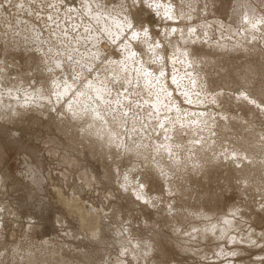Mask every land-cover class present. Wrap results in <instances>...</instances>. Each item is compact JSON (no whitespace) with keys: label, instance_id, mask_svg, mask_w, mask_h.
<instances>
[{"label":"rangeland","instance_id":"374dc122","mask_svg":"<svg viewBox=\"0 0 264 264\" xmlns=\"http://www.w3.org/2000/svg\"><path fill=\"white\" fill-rule=\"evenodd\" d=\"M85 1L88 6L84 0H0V76L4 74V79L0 77V100L4 102L7 99V103L14 98L20 99L18 101L26 106V109L24 106L20 108L25 110V114L21 111L23 113L17 115L21 118L15 116L17 121L13 118L15 123L10 117V122L6 121L8 116L3 120L0 112V235L8 244L16 246L12 254L20 249L19 252L33 256L34 262H37L34 264H264V198L259 195L257 198L256 191H247L252 196L244 194V187L239 186V181L237 184L233 181L234 184L229 186L226 177L220 178L227 169H217L220 177L216 176L215 181L224 180L221 183L228 186H220L225 189L220 187L216 190L213 187L217 183L212 186V182L211 186H204L207 188L203 191L199 190L204 194L212 190L211 195L216 198L212 205H215L212 209L213 213L216 212L214 217H200L196 212L205 214L202 211L210 209L209 204L213 200L206 195L209 199L206 201L204 198L206 203L202 201V204L195 205L189 201L183 189L192 193L196 185L193 187V182L188 184L183 181L184 176H190L187 171L184 170L183 174L176 170L160 174L174 185H171L173 189L180 185L183 188L177 192L176 189L169 191L166 184L156 177V172L147 168L144 159L124 156L121 150L115 151V154L112 152L109 155L112 159L104 154L97 155L84 136L85 124L70 116L64 115L65 119H62L64 105L80 97L83 98L82 103L89 104L92 109L94 107L103 114L114 113L115 117L121 118L119 121L129 128V132L126 130L128 134L134 133L131 131L132 124L155 127L161 122L167 127L169 125L168 130L174 131L179 127L177 123L180 125L184 120V123L193 124L196 121L194 115L196 117L198 111L205 109L214 117L210 115L214 120L210 132L201 130V135L206 138L212 135L213 138L222 137L219 130L224 114L241 119L244 125L254 127L264 136V0ZM103 20L106 23L102 24ZM190 32L196 35L195 39L188 38L183 43L181 38L185 39ZM129 47L131 52H135L129 53ZM149 47L152 50L155 47V51L151 52ZM173 47L182 51L177 52ZM186 50L188 58L184 56ZM164 58L171 60L167 63ZM190 58L195 59V63ZM112 63L122 64L119 69L124 68L123 71L128 73L129 70L137 72V76L129 83L123 81L125 76L115 75L112 78L114 76L107 74V68ZM34 69L39 72H36L37 76ZM171 75L175 77V85L168 84ZM22 77L26 79L23 83ZM142 81L146 82L145 90ZM45 84L51 86L46 93L56 100H45L41 105L34 101L33 93ZM13 87L17 89L14 90V97ZM102 87L106 93L105 103L98 101L94 91L97 88L103 90ZM62 89L70 91L65 100L57 92ZM167 92L170 96L166 103L155 107L160 95ZM8 96L13 97L12 100H8ZM176 110L183 119L175 115ZM221 141L222 146L229 140L223 137ZM226 145V150L231 149ZM175 147L174 157L189 161V165L194 163V158L187 153L188 148L181 145ZM125 172H129L127 178L131 179L128 180L129 189L127 185L125 187L128 181L125 183L122 180ZM140 187L144 198L137 193L136 188ZM241 192L242 198L247 196L246 202L241 199ZM253 194L256 198L248 200ZM161 200L165 208L160 206L161 203L159 205ZM66 203L76 205L75 210H69ZM201 205L203 208L199 207ZM82 211H89L91 217L94 215L101 231L98 236H92L90 227L88 229L80 221L79 213ZM170 214L171 218L175 217L169 220ZM222 217L232 219L237 225L225 235L226 238L217 239V236L206 233L207 239H203L194 234L197 228L202 232L215 222L223 227ZM242 235H249V242ZM145 243L151 244L147 246L154 251L141 256L139 249ZM0 248L3 252L0 253V264H33V261L28 263L19 257L14 260L9 258L11 263L5 258L10 257V251Z\"/></svg>","mask_w":264,"mask_h":264},{"label":"bare ground","instance_id":"6f19581e","mask_svg":"<svg viewBox=\"0 0 264 264\" xmlns=\"http://www.w3.org/2000/svg\"><path fill=\"white\" fill-rule=\"evenodd\" d=\"M89 1V0H88ZM135 1V0H134ZM162 1V0H161ZM160 1V2H161ZM179 1V0H178ZM84 2H85V5L88 3L87 1H85L84 0ZM93 2V1H92ZM129 2H130V0H129ZM168 2V1H167ZM166 2V3H167ZM132 3V2H131ZM134 3V2H133ZM169 4V3H168ZM84 5V6H85ZM89 4H87V6H88ZM145 5V4H144ZM150 5V4H149ZM155 5V4H154ZM159 5V4H158ZM162 5V4H161ZM92 6V5H91ZM148 6V5H147ZM146 6V7H147ZM157 6V5H156ZM170 6V5H169ZM171 6H172V4H171ZM97 7V6H96ZM99 7V6H98ZM108 7V6H107ZM173 7H174V5H173ZM175 8V7H174ZM178 8V7H177ZM176 8V9H177ZM180 8V7H179ZM92 9V8H91ZM98 9V8H97ZM80 10V9H79ZM89 10V9H88ZM93 10V9H92ZM99 10V9H98ZM158 10V9H157ZM169 10H170V8H169ZM171 10H173V8L171 9ZM175 10V9H174ZM101 12H102V10H100ZM176 11V10H175ZM86 12H87V10H86ZM132 12V11H131ZM160 12V11H159ZM170 12V11H169ZM168 12V13H169ZM90 13V12H89ZM96 13V12H95ZM94 13V14H95ZM97 13H98V11H97ZM100 13V12H99ZM98 13V14H99ZM163 13V12H162ZM172 13V12H171ZM170 13V14H171ZM176 13H177V11H176ZM97 14V16L98 17H100L99 15ZM153 14H155V13H153ZM167 14V13H166ZM173 14V13H172ZM178 14V13H177ZM176 14V15H177ZM183 14V13H182ZM110 15V14H109ZM174 15L175 14H173V15H171V16H173L174 17ZM245 16H246V14H244ZM86 16V15H85ZM88 16H89V14H88ZM105 16V15H104ZM156 16V15H155ZM157 16H158V14H157ZM156 16V17H157ZM165 16H167V15H165ZM244 16V17H245ZM92 17V16H91ZM98 17L97 18H93V19H98ZM161 17V16H160ZM168 17V16H167ZM101 18V17H100ZM103 18V17H102ZM112 18V17H111ZM249 18H251V17H249ZM104 19L106 20V17H104ZM115 19V18H114ZM124 19V18H123ZM101 19H99V21H100ZM111 20V19H110ZM129 20H130V18H129ZM149 20V19H148ZM174 20V19H173ZM114 21V20H113ZM116 21V20H115ZM246 21V20H245ZM93 22V21H92ZM96 22H98V21H96ZM101 22V21H100ZM147 22V21H146ZM189 22V21H188ZM254 22V21H253ZM103 23H106V22H104V20H103V22H102V24ZM115 23V22H114ZM118 23V22H117ZM150 23V22H149ZM92 24V23H91ZM110 24V23H109ZM89 25V24H88ZM105 25V24H104ZM117 24H113V26H116ZM120 25V24H119ZM128 25V24H127ZM131 25V24H130ZM133 25V24H132ZM131 25V26H132ZM138 25V24H137ZM252 25V24H251ZM111 26V25H110ZM112 26V27H113ZM118 26V25H117ZM149 26V25H148ZM152 26V25H151ZM91 26H89V28H90ZM102 27V26H101ZM124 27V26H123ZM146 27V26H145ZM195 27V26H194ZM251 27V26H250ZM253 27H254V25H253ZM105 28V27H104ZM117 28V27H116ZM132 28V27H131ZM136 28V27H135ZM164 28V27H163ZM110 29V28H109ZM128 29V28H127ZM126 29V30H127ZM146 29H148V28H146ZM149 29H150V27H149ZM170 29H172V28H170ZM180 29V28H179ZM193 29V28H192ZM129 30H131V29H129ZM173 30V29H172ZM171 30V31H172ZM175 30V29H174ZM107 31V30H106ZM169 31V30H168ZM191 31V30H190ZM206 31V30H205ZM113 33V32H112ZM119 33V32H118ZM124 33V32H123ZM180 33V32H179ZM207 33V32H206ZM33 34V33H32ZM116 34V33H115ZM121 34V33H120ZM133 34H135L134 32H133ZM148 34V33H147ZM118 35V34H117ZM146 35V34H145ZM31 36V35H30ZM33 36V35H32ZM54 36V35H53ZM153 36V35H152ZM172 36V35H171ZM175 36V35H174ZM183 36V35H182ZM134 37V36H133ZM143 37V36H142ZM147 37V36H146ZM145 37V38H146ZM195 37H196V35L194 36L193 35V32H190L189 33V35H188V37H187V35H186V37H185V39L182 37L181 39H182V42L183 43H185V40L186 39H188V38H191V40L193 39H195ZM55 38V37H54ZM136 38V37H135ZM138 38V37H137ZM150 38V37H149ZM162 38V37H161ZM180 38V37H179ZM31 39V38H30ZM127 39V38H126ZM141 39V38H140ZM159 39V38H158ZM184 39V40H183ZM39 40V39H38ZM152 40H153V38H152ZM151 40V41H152ZM175 40V39H174ZM174 40H172V43H173V41ZM178 40V39H177ZM131 41V40H130ZM134 41V40H133ZM146 41V40H145ZM171 40H169L168 41V43L170 42ZM40 42V41H39ZM140 42V41H139ZM167 42V41H166ZM187 42H189L188 40L186 41V43ZM128 43V42H127ZM129 44H131V43H129ZM140 44V43H139ZM149 44V43H148ZM163 44V43H162ZM170 44V43H169ZM188 44V43H187ZM190 44V43H189ZM210 44V43H209ZM123 45V44H122ZM127 45V44H126ZM133 45V44H132ZM130 46V45H129ZM162 46V45H161ZM172 46H173V44H172ZM171 46V47H172ZM131 47V46H130ZM130 47L129 48H127V50L128 49H130ZM160 47V46H159ZM175 47V46H174ZM173 47V48H174ZM42 48V47H41ZM134 48V47H133ZM146 48H148L147 46H146ZM150 48H152V47H149V49ZM157 48V47H156ZM176 48V47H175ZM174 48V49H175ZM125 49V48H124ZM131 49H132V47H131ZM131 49L129 50V53L131 52ZM154 49H155V47H154ZM153 49V50H154ZM188 49L190 50V48L188 47ZM187 49V50H188ZM151 50V52H154L152 49H150ZM149 50V51H150ZM171 50V49H170ZM176 50V49H175ZM178 50H180L179 48H177V52H178ZM185 50V49H184ZM184 50H183V52H184ZM187 50L185 51V57H187L188 58V53H187ZM188 50V51H189ZM134 50H132V52L131 53H134L133 52ZM182 50H180L179 52H181ZM150 52V53H151ZM129 53H126L127 55H129ZM191 53V52H190ZM159 54H161V53H159ZM134 55V54H133ZM140 55V54H139ZM163 55H164V53H163ZM190 55V54H189ZM113 56V55H112ZM132 56V55H131ZM154 56H156V55H154ZM180 56V55H179ZM98 57V56H97ZM100 57V56H99ZM161 58H162V55H161ZM173 58V57H172ZM175 58V57H174ZM194 58V57H193ZM216 58V57H215ZM82 59V58H81ZM97 59V58H96ZM129 59V58H128ZM157 59V58H156ZM186 59V58H185ZM210 59H212V58H210ZM122 60V59H121ZM163 60V59H162ZM171 60V58H164V61L165 62H167L168 63V61H170ZM190 60L192 61H194L195 59H192V58H190ZM198 60V59H197ZM213 60V59H212ZM109 61V60H108ZM157 61H158V59H157ZM174 61H175V59H174ZM187 61V60H186ZM206 61V60H205ZM214 61V60H213ZM117 62V61H116ZM129 62V61H128ZM130 62H132V61H130ZM197 62V61H196ZM57 63V62H56ZM140 63V62H139ZM144 63V62H143ZM178 63V62H177ZM186 63L187 62H185L184 64L186 65ZM194 63H195V61H194ZM200 63V62H199ZM211 63V62H210ZM111 64V63H110ZM110 64H108V65H110ZM141 64V63H140ZM60 65V64H59ZM119 65H122V64H119ZM119 65L117 64V63H112V65L110 66V68L108 69L107 68V70H108V75H110V76H114V77H112V78H115V75L117 76V75H120V76H125V78L123 77V79H125V80H123V81H126L125 83H129L130 81L132 82L135 78L134 77H136L137 76V72H131L130 70H129V72L130 73H128L127 71V73L126 72H124L123 71V69H119ZM170 65V64H169ZM125 65H123V67H124ZM128 66V65H127ZM104 67V66H103ZM106 67V66H105ZM122 67V66H121ZM130 67V66H129ZM145 67V66H144ZM169 67V66H168ZM201 67V66H200ZM35 68V67H34ZM49 68V67H48ZM127 67H125V69H126ZM188 68V64H187V66H186V69ZM105 69V68H104ZM129 69V68H128ZM137 69V68H136ZM162 69V68H161ZM168 69V68H167ZM37 70V69H36ZM101 70V69H100ZM164 70V69H163ZM33 71H35V69L33 70ZM32 71V72H33ZM39 71V70H38ZM122 71L124 72V73H122ZM135 71H137V70H135ZM165 71V70H164ZM169 71V70H168ZM191 71V70H190ZM189 71V72H190ZM199 71V70H198ZM37 71H35V75L37 74V73H39V72H37ZM138 72H141V71H138ZM135 73V74H134ZM154 73V72H153ZM158 73V72H157ZM200 73V72H199ZM201 73H202V71H201ZM2 74V73H1ZM25 74V73H24ZM33 74V73H32ZM40 74H41V71H40ZM125 74V75H124ZM151 74V73H150ZM159 74H160V72H159ZM166 74V73H165ZM165 74H163V75H165ZM189 74V73H188ZM3 76H4V74H2ZM1 75V76H2ZM34 75V74H33ZM102 75V74H101ZM138 75H139V73H138ZM155 75V74H154ZM157 75V74H156ZM189 75H191V74H189ZM188 75V76H189ZM0 76V77H1ZM3 76H2V78H3ZM32 76V75H31ZM37 76V75H36ZM104 77H106L105 75H103ZM141 76H143V75H141ZM159 76V75H158ZM188 76H187V78H188ZM161 77V76H160ZM159 77V78H160ZM163 77H165V76H163ZM171 77H172V75H171ZM170 77V78H171ZM186 77V76H185ZM190 77H193V76H190ZM103 78V77H102ZM119 78H121V77H119ZM138 78H139V76H138ZM162 78V77H161ZM174 78V79H173ZM176 78H178V77H176ZM195 78V77H194ZM193 78V79H194ZM4 79V78H3ZM109 79V78H108ZM141 79V78H140ZM143 79V78H142ZM146 79V78H145ZM144 79V80H145ZM164 79V78H163ZM162 79V80H163ZM179 79V78H178ZM190 79V78H189ZM192 79V78H191ZM204 79V78H203ZM2 80V79H1ZM16 80V79H15ZM25 80L26 79H24L23 77H22V79H21V83H23V82H25ZM116 80V79H115ZM118 80V79H117ZM161 80V79H160ZM195 80V79H194ZM192 81V82H195V81ZM104 81V80H103ZM146 81H147V79H146ZM167 81V80H166ZM17 82V81H16ZM119 82V81H118ZM147 82H150L151 83V81H147ZM159 82V81H158ZM164 82V81H163ZM168 82V81H167ZM167 82H164V83H166L167 84ZM176 81H175V77H172V79H169V82H168V84H170V85H173L174 83H175ZM2 83V82H1ZM13 83H15V82H13ZM87 83V82H86ZM134 83V82H133ZM136 83V82H135ZM144 83V84H143ZM157 83V82H156ZM203 83V82H202ZM17 84H18V82H17ZM17 84H16V86H17ZM27 84V83H26ZM55 84V83H54ZM53 84V85H54ZM142 87L144 88L146 85V82H143L142 81ZM153 84V83H152ZM196 84H197V82H196ZM195 84V85H196ZM19 85H21L20 84V82H19ZM18 85V86H19ZM33 85H35V84H33ZM42 85V84H41ZM90 85V84H89ZM129 85V84H128ZM127 85V86H128ZM132 85V84H131ZM144 85V86H143ZM169 85V86H170ZM175 85V84H174ZM177 85V84H176ZM201 85V84H200ZM203 85V84H202ZM14 86V85H13ZM22 86V85H21ZM20 86V87H21ZM32 86V85H31ZM39 86V85H38ZM45 86V87H44ZM55 86V85H54ZM69 86V85H68ZM90 86H92V85H90ZM125 86V85H124ZM168 86V87H169ZM197 86V85H196ZM15 87V86H14ZM14 87H13V92H12V90L10 91V94H11V92H12V94H13V97L15 96L14 94V92H16V91H14V90H17V89H14ZM48 87H51L49 84H45V85H43V87L42 88H38V90H36L35 91V93H33V94H35L34 95V97H35V102L37 101V102H39L41 105H42V103L41 102H43V101H45V100H48L47 102H49V100H51V101H53V102H55V100L56 99H52V97H50L51 95H49V93L47 94L46 92H47V88ZM96 87H98V86H96ZM133 87V86H132ZM171 87V86H170ZM173 87V86H172ZM171 87V88H172ZM176 87V86H175ZM181 87V86H180ZM1 88V87H0ZM11 88V87H10ZM25 88V87H24ZM36 88V89H37ZM103 88V87H102ZM147 88H149L148 86H147ZM164 88V87H163ZM205 88H207V87H205ZM35 89V88H34ZM90 89V88H89ZM95 89V88H94ZM133 89V88H132ZM175 89V88H174ZM174 89H173V91H174ZM68 90V89H67ZM83 90V89H82ZM144 90H145V88H144ZM147 90V89H146ZM160 90V89H159ZM164 90V89H163ZM165 90H167L166 89V87H165ZM208 90V89H207ZM59 91V92H58ZM62 91H65L66 93L67 92H70V91H66V89L64 90V89H62V90H57V92H58V94L60 93V97L61 98H64V100H65V98L67 97V95H69L68 93L67 94H65L64 92H62ZM94 91H96V96H97V98H98V101H102L101 103H105V97H104V95L106 94L105 92H104V88H103V90L102 89H96V90H94ZM156 91V90H155ZM158 91V90H157ZM172 91V92H173ZM201 91V90H200ZM204 91V90H203ZM24 92V91H23ZM91 92V91H90ZM144 92V91H143ZM170 92V94H172V92H171V90L169 91ZM84 93V92H83ZM161 93V92H160ZM168 93V92H167ZM81 94V93H80ZM87 94V93H86ZM155 94H158V93H155ZM170 94L168 93V94H164L163 93V95H160V97H159V101H157V104L155 105V107L157 106V108L160 106V105H163L164 103H166L165 101H167L166 99L170 96ZM174 94H175V92H174ZM181 94V93H180ZM186 94V93H185ZM202 94H204V93H202ZM208 94V93H207ZM246 94V93H245ZM133 95V94H132ZM178 94H176V96H177ZM183 95H184V93H183ZM199 95V94H198ZM10 96V95H9ZM8 96V97H9ZM12 96V95H11ZM158 96V95H157ZM174 95H172V97H173ZM203 96H205V94L203 95ZM209 96V95H208ZM12 97V98H13ZM192 97H193V95H192ZM201 97V96H200ZM0 98H1V96H0ZM3 98V97H2ZM12 98H8V100L10 99V100H12ZM25 98V97H24ZM27 98V97H26ZM150 98V97H149ZM175 98V97H174ZM194 98V97H193ZM202 98V97H201ZM4 99V98H3ZM2 99V100H3ZM15 99V98H14ZM12 100V101H7V103H6V100L3 102V101H1L0 100V112H1V114L3 115V117H2V119L4 118V119H6L7 118V116H8V119L6 120V121H9L10 119H12L13 120V118L15 119V116H17L18 114H22L24 111H23V109L21 110L20 108L22 107V106H24V104L25 103H23V102H21V101H18V100H20V99H15V100ZM31 99H32V97H31ZM82 99L83 98H81L80 99V97H79V99L77 100V101H75V102H73V103H69V104H65L64 106H65V108L62 110V113H63V117H64V115L65 116H70L71 118H73V120H76V121H82L85 125H84V136H86V138L88 139V141H89V144H90V146L92 147V149L97 153V155L98 154H104V156L106 155V156H108L109 157V159L112 157V156H109L112 152H114V154H115V151H123L122 153H124V154H122V155H124V156H128V155H130V156H133V157H135V158H140L141 157V159L143 160H145L144 161V163L146 164V166H147V168H149V169H152L153 171H155L156 172V177L160 180V181H162V183L164 182L165 184H166V186H167V189L170 191V190H175L176 189V191L175 192H177V191H179L180 189L179 188H181V189H183L182 187H180L179 186V188L178 187H176L175 186V189H173L172 187H171V185L174 187V185L173 184H171V182L170 181H166L165 180V177L163 176V175H165L164 173H172V171L173 170H176V171H179L180 172V174H183V172H185V171H187L188 172V175H190L189 177L188 176H184V182H186V183H192L193 184V187H194V185H196L195 187H194V189H193V191H192V193H190L188 190H184L183 189V191L189 196V201H191V203H194L195 205L197 204V205H199V204H202V201L203 202H205L204 201V198L206 199L207 197H206V195H210V197H208L209 199H211V200H213L211 203L212 204H209L211 207H210V209L207 211L206 209L205 210H203V209H199L200 211H202L203 213H205V214H203V215H201V213L199 212V214H198V212H196L197 213V216H200V217H206V218H210L211 216L212 217H214V215H215V213L216 212H212V211H214V210H212L213 209V207L215 206H212L214 203H215V200L214 199H216V198H214V196H213V194L211 195V188H209V191L210 192H206V194H204V193H200L199 192V190H202L203 191V188H204V186H206V185H208V184H210L209 186H211V183L213 184L212 186H214L215 185V183H217V185H219V186H217V185H215L213 188H215L216 190H219L220 189V184H223V183H221V182H223V181H221V182H219L218 183V181L217 182H215L216 180H217V177L219 178L220 177V170L219 169H227V171L225 172L224 170H222V171H224V173H223V175H222V177H220L221 179H225V178H223V176L224 177H226V179L227 180H225L227 183H228V185L230 186L231 185V183L234 181V182H236V184H237V182L239 181V183H240V185H239V183H238V185L241 187H244V194H246V195H250L249 193H247V191L249 190V192H252V193H254V191H256L254 194H256L257 195V198H258V195L261 197V198H264V136H262L261 134L262 133H259V131H257L254 127H247V125H244V122H241V119L239 120V119H235V118H231V117H227V115H222V117H220V115H219V117L220 118H222L223 120H224V122L221 124L222 126L219 128L220 130L219 131H222L221 133H222V137H212V136H209V134H206L207 135V137L208 138H206V137H204V136H202L201 134V130L202 131H205L206 130V132H207V130L210 132V130H211V128H213V126L212 125H214L213 123H214V120H212V118L214 119V117H213V115H211L212 113H210L209 114V111L207 112V111H205V109H204V111H198V109H197V115H196V117H195V115L194 114H192V115H194V118H195V122H193V124H190L189 122H187V123H184L185 122V120H184V122H180L181 124L179 125L178 123H177V125L180 127H177V129H174V131H173V129L170 131V130H168V128H169V125H168V127L167 126H165L164 124H162V122H161V124L160 125H164L163 127L162 126H160V125H155V127L153 126H148V127H140V126H138V124L137 125H134V124H132V126H131V131L133 132L134 131V133H127V131L129 130V128L127 129V128H125L126 127V123H123L121 120L119 121V119H121V118H117V117H115L113 114L114 113H108L107 114V112L105 113V114H103V112H100L99 110H95L94 109V107H93V109L90 107V106H88L89 104H86V103H82ZM100 99V100H99ZM107 99V98H106ZM117 99V98H116ZM173 99V98H172ZM177 99V98H176ZM183 99V98H182ZM122 100V99H121ZM124 100V99H123ZM130 100V99H129ZM179 100V99H178ZM190 100H191V97H190ZM189 100V102H191ZM196 100V99H195ZM194 100V101H195ZM205 100V99H204ZM214 100V99H213ZM239 100V99H238ZM27 101H29V99L27 98ZM31 102H32V100H30ZM63 101V100H62ZM120 101V100H119ZM125 101V100H124ZM156 101V100H155ZM172 101V100H171ZM65 102V101H64ZM109 102V101H108ZM112 102V101H111ZM111 102H110V104H111ZM117 101H115V103H116ZM170 102V101H169ZM176 102V101H175ZM187 102H188V100H187ZM196 102V101H195ZM21 103H23V105L21 104ZM183 103V102H182ZM33 104V103H32ZM37 104V103H36ZM51 104V103H50ZM186 104H188V103H186ZM196 104V103H195ZM201 104V103H200ZM199 104V105H200ZM34 105V104H33ZM181 105V107H182V104H180ZM214 105V104H213ZM106 106V105H105ZM194 106V105H193ZM201 106V105H200ZM200 106H199V108H200ZM25 107V109H26V106H24ZM23 107V108H24ZM161 107V106H160ZM164 107V106H163ZM197 107V106H196ZM42 108V107H41ZM49 108V107H48ZM99 108V107H98ZM97 108V109H98ZM102 108V107H101ZM168 108V107H167ZM171 108V107H170ZM183 108V107H182ZM195 108V107H194ZM204 108V107H203ZM43 109V108H42ZM155 109V108H154ZM165 109V108H164ZM179 109V108H178ZM188 109H191V108H188ZM196 109V108H195ZM213 109V108H212ZM157 110V109H156ZM169 110V109H168ZM192 110H194V109H192ZM201 110H203V109H201ZM21 111H23V112H21ZM40 111V110H39ZM41 111H43V110H41ZM40 111V112H41ZM104 111V110H103ZM159 111V110H158ZM172 111V110H171ZM181 111V110H180ZM213 111V110H212ZM44 112H46V111H44ZM110 112V111H109ZM167 112V111H166ZM176 112H177V110H176ZM179 112V111H178ZM177 112V114H175L177 117L178 116H180V114ZM182 112V111H181ZM193 112V111H192ZM47 113V112H46ZM185 113V112H184ZM188 113H190V112H188ZM194 113H195V110H194ZM24 114H25V112H24ZM54 114V113H53ZM2 115H0V116H2ZM183 115V114H182ZM212 116V118H211V116ZM120 116V115H119ZM230 116H232V115H230ZM9 117H10V119H9ZM18 117V116H17ZM16 117V118H17ZM20 117V116H19ZM19 117H18V119H19ZM46 117V116H45ZM53 117V116H52ZM165 117V116H164ZM170 117H171V115H170ZM181 117V116H180ZM183 117V116H182ZM181 117V119H183ZM216 117V116H215ZM218 117V118H219ZM21 118V117H20ZM55 118V117H54ZM176 118V117H175ZM3 119V120H4ZM58 119H60V117L59 118H57V120ZM62 119H65V117L64 118H62ZM61 119V120H62ZM116 119H118V120H116ZM173 119V118H172ZM180 119V118H179ZM181 119H180V121H181ZM16 120V119H15ZM56 120V119H55ZM168 120V119H167ZM173 120H175V119H173ZM194 119H192V121H193ZM218 120V119H217ZM14 121V120H13ZM17 121V120H16ZM19 121V120H18ZM21 121V120H20ZM10 122V121H9ZM65 122V121H64ZM64 122H62L63 123V125H64ZM128 122V121H127ZM175 122H176V120H175ZM14 123H15V121H14ZM61 122L59 121V124H60ZM133 123H135V122H133ZM153 123V122H152ZM167 123V122H166ZM192 123V122H191ZM215 123H217V122H215ZM128 124V123H127ZM149 124V123H148ZM16 125V124H15ZM129 125V124H128ZM153 125H154V123H153ZM174 125V124H173ZM174 127V126H173ZM166 128H167V130H166ZM176 128V127H175ZM127 130V131H126ZM216 130H218V129H216ZM168 133H167V132ZM129 132V131H128ZM171 132V133H170ZM212 132V131H211ZM124 134H128L126 137L124 136ZM182 134V135H181ZM214 134V133H213ZM202 136V137H201ZM220 136V135H219ZM223 137H225V139L230 143H232L231 145H230V147H229V143L228 142H225L226 144H228V146L226 145V144H224V145H226V147L228 148H231V149H228V150H226L225 149V147H224V145H222L221 146V143H222V141L221 140H223ZM86 139V140H87ZM223 142V143H224ZM178 144V145H181V147H183V148H188L187 149V151H189V152H187L188 154L190 153V155L194 158V163L193 164H190L189 165V161H184V160H182V161H180V160H178V159H180V158H176V157H174L175 155L173 154V147H175L174 145L175 144ZM174 144V145H173ZM178 145L176 146V147H178ZM173 146V147H172ZM232 146V147H231ZM90 147V148H91ZM175 147V148H176ZM174 148V149H175ZM224 148V149H223ZM178 150V149H177ZM223 150H225V151H223ZM182 151V150H181ZM118 153V152H117ZM186 153V154H187ZM113 154V155H114ZM103 156V157H104ZM187 156V155H186ZM188 157V156H187ZM105 158H107V157H105ZM123 158V157H122ZM127 158V157H126ZM234 158H236V160H234ZM112 159V158H111ZM124 159V158H123ZM186 159V158H185ZM189 159V158H188ZM193 162V161H192ZM248 163V164H247ZM134 168V167H133ZM217 169L219 170V171H217ZM135 170V169H134ZM185 170V171H184ZM126 171V170H125ZM131 171V170H130ZM133 171V170H132ZM186 172V173H187ZM131 174V173H130ZM160 174H163V175H161L160 176ZM185 174V173H184ZM128 175H129V172L128 173H124L123 175H122V177H123V181L126 183L129 179L127 178L128 177ZM167 176V175H166ZM214 176H215V178L216 179H214ZM217 176V177H216ZM6 178V177H5ZM168 178H169V176H168ZM131 180V179H130ZM129 180V181H130ZM182 180V179H181ZM220 180V179H219ZM129 181L127 182V184H125V187H127V189H129V188H131V185L129 184ZM225 183V182H224ZM227 183H225V184H227ZM124 184V183H123ZM225 184H223V185H225ZM232 184H234V183H232ZM127 185V186H126ZM176 185V184H175ZM223 185H222V187H223ZM228 185H225V187L226 186H228ZM178 186V185H177ZM189 186V185H188ZM218 188H217V187ZM235 186V185H234ZM124 187V186H123ZM187 187V186H186ZM192 187V186H191ZM202 187V189H200V188ZM221 187V188H222ZM207 187H205L204 189H206ZM224 188V187H223ZM239 188V187H238ZM125 189V188H124ZM137 189V193L142 197V198H144L145 196H144V194H143V191H142V189H141V187L140 188H136ZM135 189V190H136ZM191 189V188H190ZM191 189V190H192ZM215 189H213V190H215ZM225 189V188H224ZM241 189V188H240ZM126 190V189H125ZM168 190H166V191H168ZM208 190V189H207ZM182 191V190H181ZM183 191H182V193H183ZM188 191V192H187ZM240 191V190H239ZM215 192V191H214ZM219 192V191H218ZM242 192H243V188H242ZM242 192H241V199H244V198H242ZM136 193V192H135ZM168 193V192H167ZM178 193H180V192H178ZM188 193H190V194H188ZM210 193V194H209ZM259 193V194H258ZM184 194V193H183ZM182 194V195H183ZM218 193H216V195H217ZM253 194V197H248V200H249V198H252V199H254V198H256V197H254L255 195ZM180 195H181V193H180ZM215 195V196H216ZM184 196V195H183ZM245 196V195H244ZM250 196H252V194L250 195ZM181 197V196H180ZM217 197V196H216ZM219 198V197H218ZM209 199H206V201L207 200H209ZM245 199L247 200V196H245ZM244 199V200H245ZM251 199V201H253ZM246 200H245V202H246ZM256 200V199H255ZM150 202V200H147V202ZM261 201V200H260ZM66 202V201H65ZM64 202V203H65ZM162 200H161V202H158L159 203V205H160V203H161V205L160 206H162ZM249 202V201H248ZM157 203V204H158ZM176 203V202H175ZM174 203V204H175ZM206 203V202H205ZM209 203V202H208ZM207 203V204H208ZM241 203V202H240ZM261 203V202H260ZM67 204V203H66ZM163 204H164V202H163ZM173 204V205H174ZM193 204V205H194ZM261 204H263V202L261 203ZM260 204V205H261ZM68 205V209L70 210V209H72V210H75L74 208H76L75 206H73L72 204H70V203H68L67 204ZM66 205V206H67ZM158 205V207H160ZM172 205V206H173ZM189 205V204H188ZM194 205V206H195ZM203 205H204V203H203ZM208 205V206H209ZM243 205V204H242ZM248 205V204H247ZM250 205V204H249ZM248 205V206H249ZM4 206V205H3ZM166 206V205H165ZM171 206V207H172ZM239 206V205H238ZM246 206V205H245ZM262 207H263V205H261ZM163 207V206H162ZM160 207L161 209H163V208H165V207ZM170 207V206H169ZM169 208V209H172V208ZM200 208L202 207L203 208V206L201 205V206H199ZM199 207H197V208H199ZM217 207V206H216ZM174 209L176 208V207H173ZM188 208V207H187ZM237 208V207H236ZM235 208V209H236ZM259 208V207H258ZM256 209V208H255ZM262 209V208H261ZM160 210V209H159ZM164 210V209H163ZM165 210H167V209H165ZM164 210V211H165ZM189 210V209H188ZM215 210H216V208H215ZM232 210V209H231ZM189 211H191V210H189ZM196 211V210H195ZM205 211H207V212H205ZM240 211V210H239ZM167 212V211H166ZM229 212H231V211H229ZM233 212H236V214H237V211H233ZM88 213H89V211H88ZM87 212H84V211H82L81 213H79L80 215V221L82 222V224L83 225H85V226H88L87 228L89 229V227H90V232H92V236H94V237H96V236H98V234L101 232L100 230H99V226H98V224H97V221L95 220V217H94V215L93 214H91V215H93V217H91L90 216V214H88ZM168 213V212H167ZM166 213V214H167ZM169 213H170V210H169ZM214 214V215H213ZM168 216H169V214H167ZM175 215V214H174ZM194 215H196L195 214V212H194ZM228 215V214H227ZM231 215V214H230ZM171 214H170V217L168 218L169 220L170 219H172V218H174V217H172L171 218ZM182 216V215H181ZM180 216V217H181ZM239 216H240V214H239ZM167 217V216H166ZM177 217H178V215H177ZM176 217V218H177ZM235 217V216H234ZM183 218H185V217H183ZM182 218V219H183ZM199 218V217H198ZM220 218V217H219ZM223 218V217H222ZM205 219V218H204ZM175 221H177L176 219H174ZM183 220H186V219H183ZM207 220V219H206ZM232 220V219H231ZM230 220V218H228V217H226V218H223V221H224V226L223 227H221V226H219V225H217L216 224V222H215V224L213 223V224H210L209 226H206V227H208V228H202V229H204L202 232H201V230H197L196 229V227L194 228V229H196L195 231H196V233H194L197 237L199 236L200 238H203V239H205L206 238V233H210L211 235H209V236H212V235H215V236H217V237H215V238H217V239H219V238H221V237H225L226 238V236L225 235H227V234H229L230 233V231L231 230H233V228L235 227V226H237L234 222H233V220L231 221ZM216 221V220H215ZM219 221V220H218ZM181 222V221H180ZM167 223V222H166ZM174 223V222H173ZM173 223H171V224H173ZM186 223V222H185ZM211 223V222H210ZM238 224V223H237ZM175 225V224H174ZM176 226V225H175ZM179 226V225H178ZM172 227V226H171ZM86 228V227H85ZM173 228V227H172ZM175 228V227H174ZM179 228V227H178ZM170 229V228H169ZM177 229V228H176ZM236 229V228H235ZM174 231H176V230H174ZM192 231V230H191ZM194 231V230H193ZM199 231V232H198ZM192 233V232H191ZM250 235V234H249ZM249 235H247V237L249 238ZM259 235V234H258ZM123 236V235H122ZM189 236V235H188ZM243 236V235H242ZM242 236H241V238H240V240H239V242L241 241V239H245V237L246 236H243V238H242ZM7 237V236H6ZM120 236L118 235V239H120L119 238ZM196 237V238H197ZM246 237V241L247 242H249L248 241V238ZM116 238V239H117ZM213 238H214V236H213ZM224 238V239H225ZM229 238V237H228ZM233 238H235V236L233 237ZM232 238V239H233ZM122 239V238H121ZM195 239V238H194ZM207 239V238H206ZM236 239V238H235ZM123 240V239H122ZM121 240V241H122ZM125 240V239H124ZM214 240V239H213ZM251 240V239H250ZM121 241H119V242H121ZM151 241V240H150ZM235 241H237V240H235ZM217 242V241H216ZM242 242V241H241ZM240 242V243H241ZM243 242H245V241H243ZM26 243V242H25ZM152 243V242H151ZM157 243V242H156ZM140 244V243H139ZM146 244V243H145ZM148 244V246L149 245H151V244H149V243H147ZM147 244L145 245V246H143V247H140V252H139V254L141 255V254H150L149 252L152 250V251H154L153 249H152V247H151V249L149 250V248H148V246H147ZM155 244V243H154ZM153 245V244H152ZM240 245V244H239ZM0 246L3 248V249H5V250H9L10 251V257H5V258H8V260H10V262H11V259H9V258H13V260H14V258L15 257H19L21 260L22 259H24L25 261H27L28 263L29 262H31V261H33L32 263L34 264V263H37V262H34V258H33V256H30V255H28V254H26L25 255V253H23L22 251L21 252H19L20 251V249H18V251H17V253L16 254H12V253H14V248L16 247V246H14V245H10V243L8 244V242H7V240H5L4 238H3V236L1 237V235H0ZM12 246H14V247H12ZM18 246V245H17ZM140 246V245H139ZM146 246H147V248H146ZM155 247V246H154ZM21 248V247H20ZM159 248V247H158ZM1 249V248H0ZM15 249H17V248H15ZM21 250H23V249H21ZM25 250V249H24ZM28 250V249H27ZM5 252V251H4ZM31 252V251H30ZM1 254L3 253V252H0ZM21 253V254H20ZM28 253V252H27ZM5 254V253H4ZM6 254H7V252H6ZM153 254V253H152ZM217 254H219V253H217ZM235 254V253H234ZM6 256V255H5ZM7 256H8V254H7ZM88 256V255H87ZM142 256V255H141ZM221 256V255H220ZM2 257V256H1ZM3 258V257H2ZM90 258V257H89ZM88 258V259H89ZM140 257H138V259H139ZM147 258V257H146ZM16 259V258H15ZM8 260H6V261H8ZM69 260V259H68ZM145 260V259H144ZM16 261V260H15ZM88 261H90V260H88ZM88 261H85V262H88ZM92 261V260H91ZM5 262V261H4ZM9 262V261H8ZM9 262V263H10ZM17 262V261H16ZM75 262V261H74ZM11 263H13V262H11ZM69 263V262H68ZM3 264V263H2ZM5 264H6V262H5ZM26 264V263H25ZM67 264V263H66ZM70 264V263H69ZM86 264H88V263H86Z\"/></svg>","mask_w":264,"mask_h":264}]
</instances>
